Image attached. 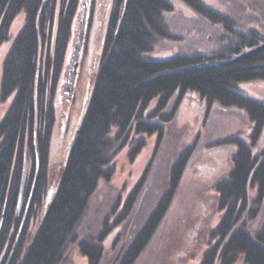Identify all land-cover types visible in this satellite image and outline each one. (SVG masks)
Listing matches in <instances>:
<instances>
[{
	"label": "trees",
	"instance_id": "trees-1",
	"mask_svg": "<svg viewBox=\"0 0 264 264\" xmlns=\"http://www.w3.org/2000/svg\"><path fill=\"white\" fill-rule=\"evenodd\" d=\"M178 1L196 16L222 27L224 47L208 55L150 58L159 41L172 38L164 17L172 11L171 4L168 0H111L98 68L61 176L49 192L54 102L82 0H0V48L10 40L14 21L23 16L1 62L0 104L10 103L0 121V264L7 263L34 183L22 235L8 264H61L65 249L74 243L87 264H100L101 243L127 219L142 182L127 199L113 228L104 223L96 240L78 242L74 232L90 197L99 182L113 177L112 162L117 154L131 143L127 158L132 161L142 149L141 141L130 142L131 135L160 138L163 125L172 120L187 93L196 94L206 110L215 104L239 110L251 125L248 144L239 137L221 143L234 147L235 152L226 179L216 185L221 215L210 234L214 244L199 264H234L238 259L244 264H264V150L252 152L264 131V103L237 91L238 84L264 81V51L247 61L201 67L232 61L264 40L255 31H236L228 18L201 0ZM152 103V115L145 120L143 115ZM170 105V113L163 114ZM187 156L181 155L173 164L167 192L125 246L117 264H136L150 243L178 188ZM38 217L40 223L25 242L29 226ZM259 217V228L251 233L248 223Z\"/></svg>",
	"mask_w": 264,
	"mask_h": 264
},
{
	"label": "rangeland",
	"instance_id": "rangeland-1",
	"mask_svg": "<svg viewBox=\"0 0 264 264\" xmlns=\"http://www.w3.org/2000/svg\"><path fill=\"white\" fill-rule=\"evenodd\" d=\"M201 1L211 10L228 18L236 31L243 34L255 31L258 35H264V0ZM168 2L172 6V11L165 13L164 17L172 38L159 41L149 54L150 58L166 59L176 54L208 55L224 47L226 36L222 27L196 16L178 0ZM110 7L111 0H95L94 7L89 12L87 7L84 24L86 27L89 20L88 34L86 36L84 32V49L78 59L73 90L68 99L65 90L68 88L69 78L67 67L81 20L82 10L79 6V17L77 16L75 20L77 23L74 24L73 36L54 102L56 120L47 169L49 192L61 176L68 146L83 113L90 82L98 68ZM87 12L90 15H87ZM22 21V15L17 17L11 26L10 40L0 48V73L1 62L12 39L20 30ZM237 91L252 100L264 103V81L238 84ZM9 103L0 104V121ZM154 107L155 103H152L143 119L149 120ZM170 111L171 105L163 114L167 115ZM154 120L158 121V118ZM250 132L251 125L243 112L222 109L216 104L206 110L205 104L196 94L187 93L172 120L163 125V134L160 138L156 135L132 134L130 142L143 143L137 156L132 161L127 158L130 143L114 157L112 162L114 175L109 181L99 182L90 197L84 217L74 232L77 241L96 240L104 223L113 228V222L120 216L127 199L142 182L127 219L112 229L101 243L103 256L100 264H110L126 237L127 246L142 229L160 198L168 190L169 174L173 164L178 157L187 154L182 177L164 220L136 264H199L203 253L214 244L210 234L217 226L221 215L217 209L216 185L226 179L235 152L234 147L223 146L221 143L226 139L239 137L248 144ZM263 150L264 131L252 152L259 154ZM40 220L38 217L36 222L29 226L25 242L30 239ZM260 221L261 217L248 223L251 233L258 230ZM61 264L87 263L74 243L65 249ZM234 264L244 263L238 259Z\"/></svg>",
	"mask_w": 264,
	"mask_h": 264
},
{
	"label": "water",
	"instance_id": "water-1",
	"mask_svg": "<svg viewBox=\"0 0 264 264\" xmlns=\"http://www.w3.org/2000/svg\"><path fill=\"white\" fill-rule=\"evenodd\" d=\"M88 2H89V0H84V2L81 3V10L82 11H81L80 25L78 26L76 37L74 39L72 57L70 59L69 65L67 67V70L69 72V78L67 79L68 88H66L65 90H66V92L68 94V99H70L69 96L71 95L72 90H73L72 88H73L74 79H75V76H76V70H77V66H78V59H79L80 53H81L82 48H83L84 32H85V24H84V22H85V13H86V10H87ZM259 36L264 40V35H259ZM262 51H264V43L259 45V46H257V47H255L254 49L242 52L240 56H238L237 58L233 59L232 61L222 62V63H209V64H205V65H203L201 67L231 65V64L238 63V62L247 61V60H250L251 58H253L254 56H256L257 54L261 53ZM38 170H39V164L37 162L36 163V171H35V179L38 176ZM22 186H23V175H22V179H21V186H20L19 198H18V203H17V208H16V215L18 214L19 209H20ZM34 186H35V183L33 184L32 188H31V191H30V194H29V197H28L25 209H24V213H23V216L21 218V222H20L19 228L17 230V233L15 235V239H14L11 251H10V253L8 255L6 264H8L10 262V260L12 259L13 254H14V252L16 250L17 245H18V242L20 240V237L22 235V231H23L24 224L26 222V217H27V214H28V210H29V207H30L31 198H32V195H33V192H34ZM134 219H135V217L133 218V220ZM0 226H1V224H0ZM127 240H128V237H126L125 242L121 245V247L117 251L114 259L112 260V262L110 264H117L118 259L120 258L121 254L124 251V248L126 246Z\"/></svg>",
	"mask_w": 264,
	"mask_h": 264
},
{
	"label": "flooded vegetation",
	"instance_id": "flooded-vegetation-1",
	"mask_svg": "<svg viewBox=\"0 0 264 264\" xmlns=\"http://www.w3.org/2000/svg\"><path fill=\"white\" fill-rule=\"evenodd\" d=\"M94 1H95V0H91L90 2H88V6H87V7H88V10H87L88 12L94 7ZM88 12H87V15L89 14ZM89 15H90V14H89ZM87 17H88V16H87ZM88 26H89V20L87 21V23H86V27H85V33H86V36H87V34H88V29H87ZM84 42H85V41H84ZM84 44H85V43H84ZM83 47H84V45H83ZM83 49H84V48H83Z\"/></svg>",
	"mask_w": 264,
	"mask_h": 264
}]
</instances>
